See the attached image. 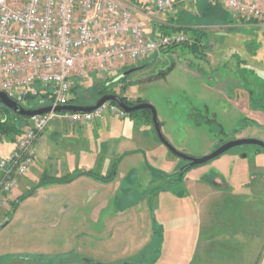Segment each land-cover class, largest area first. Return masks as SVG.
Instances as JSON below:
<instances>
[{
    "label": "rangeland",
    "instance_id": "1",
    "mask_svg": "<svg viewBox=\"0 0 264 264\" xmlns=\"http://www.w3.org/2000/svg\"><path fill=\"white\" fill-rule=\"evenodd\" d=\"M214 5L221 12L209 21L213 26L208 28L207 54L195 55L181 44L142 60L120 63L106 73H90L85 80L73 81L72 88L77 86L78 94L87 103L99 99L103 89L145 100L156 108L168 141L193 157H202L238 138L264 141V20L246 19L217 3ZM137 66L144 67L119 79L125 71ZM203 83L211 89H203ZM47 103L49 99L44 101ZM1 105L0 119L10 120L22 131L15 141L11 135L0 133V158L24 131V121ZM40 105L39 99L23 103L28 109ZM104 118L107 125L102 127V136L110 132L109 125L124 129L126 124L133 123L130 128L136 132L130 148L140 144L137 134L142 130L144 134L146 127L151 130L156 143L152 150L144 140L137 147L142 149L123 155L143 153L146 167L130 172L129 168H122V172H129L124 176L119 175L117 167L110 182L83 175L87 177L85 183L96 191L116 178L122 182L117 201L112 200L108 206L104 194L102 198L95 194L97 200H92L94 189L76 182L37 193L39 188L27 196L44 175L57 178L66 175L44 173L40 179L25 181L0 207V225L9 222L0 229V251L16 252L39 264H179L180 254L190 253L179 251L186 244L189 246L190 231L186 224L200 211L207 216L214 211L215 218L234 216L241 222L237 229L240 237L255 241V236L262 235L264 242L263 149L240 146L179 174L185 161L160 141L153 121L145 123L130 114L119 117L109 112ZM67 123L71 128L77 124ZM67 130L53 135L50 153L70 151V136L75 134L72 129ZM139 158L131 161L138 165ZM115 164L118 166L119 162ZM82 171L105 178L114 167L108 173L92 167L71 175L78 178ZM52 185L55 184L45 187ZM75 195L82 196L80 206L47 207L52 197L62 202ZM196 200L212 201L214 206L197 208Z\"/></svg>",
    "mask_w": 264,
    "mask_h": 264
},
{
    "label": "built area",
    "instance_id": "2",
    "mask_svg": "<svg viewBox=\"0 0 264 264\" xmlns=\"http://www.w3.org/2000/svg\"><path fill=\"white\" fill-rule=\"evenodd\" d=\"M153 1L156 13H167L196 0ZM208 1L233 15L264 20L260 0ZM184 43L192 39L180 32L152 35L134 14L132 0H0V90L21 106L39 99L32 109L52 107L28 117L14 147L0 158V207L35 164L37 142L51 123L129 114L111 101L91 112L56 111L70 104L73 81Z\"/></svg>",
    "mask_w": 264,
    "mask_h": 264
},
{
    "label": "crops",
    "instance_id": "3",
    "mask_svg": "<svg viewBox=\"0 0 264 264\" xmlns=\"http://www.w3.org/2000/svg\"><path fill=\"white\" fill-rule=\"evenodd\" d=\"M260 2L264 8V0H260ZM132 4L134 14L146 25L152 35L163 33V27L175 25V23L179 21L187 27L205 29L207 31L205 41L208 45V49L210 45L208 28L213 26L210 24L213 22L209 21H213L212 17L221 12L217 9L216 5H214L216 3L208 0H196L190 3H181L167 13H156L154 11L153 0H132ZM224 26H228V24H225ZM207 53L208 51H206V54ZM202 88L206 90L211 89L204 83L202 84ZM125 95L131 101L139 99V97L131 98L127 93ZM105 125H107V119L105 118L97 119L94 123H77L73 128H71V125L68 124L67 121H55L51 123L37 142L35 164L30 172L22 179L19 188L21 189L20 186L25 184V181L40 179L44 173L67 175L76 172L77 170H90L92 167H96L101 172L108 173L112 170L115 163L119 162L117 166L118 173L119 175L124 176L129 174L132 170L146 167V158L143 153L135 152L127 156L123 155L128 151L142 149L137 147L142 144V141L144 140L149 144L148 146L152 150V147L156 145V143L154 137H152L151 130L146 127L144 134L143 130L141 131V134H137V136H140L139 139L141 142L138 146L130 148V141L131 139H134L136 132L134 129H131L133 128V123L129 122L126 124V128L124 129H113L109 125L110 132H108L107 136H102V127H105ZM67 129H72L71 131L76 135L70 136V139H72L69 144L71 147L70 151H63L54 154L50 153L49 150L51 147L49 142L53 135L66 133L68 132ZM13 147L14 146H12V148ZM1 152H3V149H1ZM136 156L140 157L138 159V165H135V163L131 161V158ZM125 164H127L126 167ZM158 165L161 167V162H159ZM122 168H129V172L128 170L122 172ZM86 180L87 177L81 175L70 184H55L44 188L42 187L37 193L42 189L55 190L56 188H59V186L67 187L76 183L78 185L85 184L92 187L90 183H85ZM121 183L122 182H118L116 178L114 182L103 185L101 184L102 187L97 191L92 187L94 189L93 192H96L94 193L92 200H97L95 194L101 198L104 194L107 206L112 200L117 201ZM52 198L53 200H49L47 206L48 208L52 207L51 209L55 206L59 207L62 204L63 206H66L67 204V207H72L74 205L80 206L82 196L75 195L74 197H69L64 199L62 201L63 203L61 200L59 201L54 197ZM195 204L197 208L202 205L203 208L214 206L212 201L200 202V200H196ZM209 213L211 216H207V214L203 215L204 212L200 211L199 214L192 216L189 219L192 220V222H189L190 224H186L187 230L190 231L189 246L187 247L186 244L185 248L183 249L182 247L179 251L182 249V251H190V253H181L179 264H264V242L262 235L255 236V241L247 240L244 236L240 237L238 234V224L241 222L238 220L236 221V219L233 218L234 216H218L215 218L214 215L212 216L214 211H210ZM215 220L219 224H217ZM235 224H237V226ZM7 255L11 258L7 259ZM20 256L21 254L16 252L4 253L0 251V264H39L33 259L27 260L23 256Z\"/></svg>",
    "mask_w": 264,
    "mask_h": 264
},
{
    "label": "water",
    "instance_id": "4",
    "mask_svg": "<svg viewBox=\"0 0 264 264\" xmlns=\"http://www.w3.org/2000/svg\"><path fill=\"white\" fill-rule=\"evenodd\" d=\"M133 71H134V69L126 71L122 74L121 77H124ZM121 77H119V78H121ZM109 101L117 103L123 110H125L129 114L133 113L137 110H140V109H148L151 111L154 128H155V131H156L157 136L159 137L160 141L171 151V153H173L177 157L188 162L180 170V172H179L180 174H183L185 170L190 169L192 167L203 165V164H206L208 162H211V161L219 158L220 156H222L226 152H228V151H230L236 147L245 146V145H252V146H257L259 148L264 149V141H262V140L254 139V138H238V139H234V140H231V141L224 143L223 145H221L217 149L213 150L209 154H206L202 157H193V156L187 155V154L179 151L178 149H176L168 141V139L165 137V135L162 131L161 123L158 119V114H157L156 108L152 104H150L148 102H142V103H138L136 105H129V104L124 102V100L122 99V97L120 95L115 94V93H107V94L103 95L96 103H94L92 105H85V106L72 105V104L63 105V106L57 107L56 111L91 112V111L95 110L96 108H98L99 106H101L102 104H104L105 102H109ZM0 104L6 106L7 108L11 109L13 112H15L21 116H24V117H31V116H34L36 114L48 112L52 109V107H50V106L41 107V108H37V109L25 108V107L21 106L20 104H18L17 102L10 99L1 90H0ZM8 223L9 222H7L5 225H7ZM94 263L95 264H108V263H101V262H94ZM112 264H123V263H112Z\"/></svg>",
    "mask_w": 264,
    "mask_h": 264
},
{
    "label": "trees",
    "instance_id": "5",
    "mask_svg": "<svg viewBox=\"0 0 264 264\" xmlns=\"http://www.w3.org/2000/svg\"><path fill=\"white\" fill-rule=\"evenodd\" d=\"M163 29H164L163 33L180 32V33H183V34L189 36L192 39V43H184L183 45H185L188 48L190 53H194L195 55H199V54L205 55V53H206V51L208 49V45H207V43L205 41V39L207 37V31L205 29L187 27V26H185V24H183V23H181L179 21L177 23H175V25L166 26V27H163ZM177 46H175V47H177ZM172 48H174V47H172ZM77 91H78L77 86H75L74 88L71 89V95H70L69 102L72 105H82V106L92 105V104L96 103L103 95H105L107 93H114L111 90L103 89L100 92V94H99L100 95L99 99H97L96 101H94L92 103H87V102L84 101V98L81 95L78 94ZM120 96L122 97L124 102L129 104V105H136L138 103L146 102L145 100H141V99H137L136 101H130L125 95L120 94ZM34 100L35 99H32V101H34ZM113 103H115V102H113ZM1 106L7 112L15 113L11 109L7 108L6 106H4V105H1ZM15 114H16L17 117H19L21 120L24 121L23 128H25L26 125L28 124V117L21 116V115H19L17 113H15ZM130 116L133 117V118L141 119L145 123H150L151 121H153L152 120V113L148 109L137 110V111H135L133 113H130ZM21 131H22V128L17 127L10 120L0 119V133L4 134V135H8V136L11 135L13 141H15V137L17 135H19ZM116 168H117V164H115V166H114V171L111 172L105 178H101L98 173H94L92 171H86V172L82 171L81 173L78 174V176L79 175H87V176L94 177L96 179H101V181H103V182H110V181H112L115 178ZM76 178H77V175H71V174H68V175H66L64 177H61V178L44 175L40 179V181L36 184L34 189H32V192H30L27 196H32L33 194H35L37 189L45 187L47 185H51V184H66V183L72 182ZM5 224L0 225V229L3 228L5 226Z\"/></svg>",
    "mask_w": 264,
    "mask_h": 264
},
{
    "label": "flooded vegetation",
    "instance_id": "6",
    "mask_svg": "<svg viewBox=\"0 0 264 264\" xmlns=\"http://www.w3.org/2000/svg\"><path fill=\"white\" fill-rule=\"evenodd\" d=\"M144 66H137V67H132L131 69H129V70H132V69H134V71H137V70H140V69H142ZM129 70H127V71H129ZM133 71V72H134ZM126 72V71H125ZM132 73V72H131ZM130 73V74H131ZM130 74H128L127 76H129ZM127 76H124V77H127ZM122 78V77H121ZM121 78H119V79H121ZM119 81V80H118ZM118 95H120V94H118ZM237 148V147H236ZM262 149V148H261ZM264 150V149H263ZM227 153V152H226ZM185 161V160H184ZM188 162L187 161H185V164L183 165V167L187 164ZM179 172H180V170H179ZM178 172V173H179ZM180 174V173H179Z\"/></svg>",
    "mask_w": 264,
    "mask_h": 264
}]
</instances>
